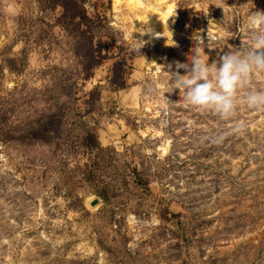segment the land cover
<instances>
[{"label": "rangeland", "instance_id": "1", "mask_svg": "<svg viewBox=\"0 0 264 264\" xmlns=\"http://www.w3.org/2000/svg\"><path fill=\"white\" fill-rule=\"evenodd\" d=\"M132 1L0 0V264H264V109L168 88L264 0Z\"/></svg>", "mask_w": 264, "mask_h": 264}, {"label": "clouds", "instance_id": "2", "mask_svg": "<svg viewBox=\"0 0 264 264\" xmlns=\"http://www.w3.org/2000/svg\"><path fill=\"white\" fill-rule=\"evenodd\" d=\"M246 24L247 36L241 47L229 46L209 63L197 37L189 64L169 67L168 88L170 92L180 91V103L211 112L221 120L233 118L242 107L264 109V88L251 84L254 77L264 75V11L251 10Z\"/></svg>", "mask_w": 264, "mask_h": 264}, {"label": "bare ground", "instance_id": "3", "mask_svg": "<svg viewBox=\"0 0 264 264\" xmlns=\"http://www.w3.org/2000/svg\"><path fill=\"white\" fill-rule=\"evenodd\" d=\"M158 1L161 3L166 0H158ZM132 2H135L139 5L143 4L140 0H133ZM144 7H147V6L144 5ZM171 12H172V4H169L167 10L165 11H159L158 9H154V14L156 15V19L157 20L159 19L161 23L166 24V25H167V19L170 16ZM154 37L159 40L161 38H165L166 35L162 34L161 32H157L156 34H154Z\"/></svg>", "mask_w": 264, "mask_h": 264}]
</instances>
